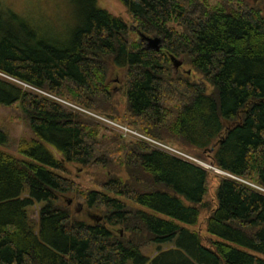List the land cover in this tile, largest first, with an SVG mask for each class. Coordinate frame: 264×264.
I'll use <instances>...</instances> for the list:
<instances>
[{"label":"trees","instance_id":"obj_1","mask_svg":"<svg viewBox=\"0 0 264 264\" xmlns=\"http://www.w3.org/2000/svg\"><path fill=\"white\" fill-rule=\"evenodd\" d=\"M119 2L136 35L98 0L64 33L0 1V108L33 135L0 126V264H264V0Z\"/></svg>","mask_w":264,"mask_h":264},{"label":"rangeland","instance_id":"obj_2","mask_svg":"<svg viewBox=\"0 0 264 264\" xmlns=\"http://www.w3.org/2000/svg\"><path fill=\"white\" fill-rule=\"evenodd\" d=\"M1 3L5 6H9L14 11L28 16V18L34 23L38 24L42 28L50 29L52 32L64 33L67 32L68 26L74 27L77 23L76 10L73 0H0ZM99 5L107 9L109 12L114 15L121 16L132 29V35H136V32L131 22V19L126 12V8L119 2V0H98ZM134 37V36H133ZM179 60V58H178ZM188 66L182 64L174 70L177 73L178 70L187 71ZM124 76V70L116 68L113 66L109 67L108 79L111 81V86L116 93V100L118 101L119 106L123 107L124 99L122 95L119 94V85L121 84ZM194 80L199 82L201 77L199 74L194 75ZM120 107V110L122 108ZM13 111L6 108H0V126L4 131L8 133V136L11 135V138L17 140L21 136H30L33 137L32 133L22 122H13L11 115ZM10 137V136H9ZM183 150V149H181ZM185 151V150H183ZM186 152V151H185ZM193 155V153H190ZM189 158V157H187ZM196 162H200L203 166L209 169L210 172L223 174L222 171L215 170L216 168H211L207 164L201 163V161L196 159ZM70 170V177L73 179L89 186L91 179L93 178V173L96 172L95 169L84 168L77 164H68ZM98 177L103 178V174L99 173ZM213 186L214 183H211ZM216 188V186H215ZM210 197V196H209ZM70 200V205L75 211H79L77 214H80L81 217H87L88 215H96L92 211L83 208L81 201L73 200L71 196L67 197ZM36 209H31V215L33 219L36 218ZM30 213V211H29ZM192 230H197L204 239L212 237L206 232V227L203 222V216L201 215L199 223L196 226H189ZM214 238V237H212ZM151 246V247H150ZM160 246H163L160 245ZM159 247L156 244L149 245L146 249L145 254L151 256L155 253V249Z\"/></svg>","mask_w":264,"mask_h":264},{"label":"water","instance_id":"obj_3","mask_svg":"<svg viewBox=\"0 0 264 264\" xmlns=\"http://www.w3.org/2000/svg\"><path fill=\"white\" fill-rule=\"evenodd\" d=\"M139 36L141 38V40L145 41V45L146 48L148 49H153L158 51L160 49V45H161V38L158 36H154V37H150V36H146L144 34L139 33ZM171 61L173 64V67L175 70H177V68L182 64L181 60L176 59L175 57L171 56ZM223 174H226L224 172H221ZM228 175V174H226ZM96 215H91L92 218H94ZM101 216H98L97 220H100Z\"/></svg>","mask_w":264,"mask_h":264},{"label":"built area","instance_id":"obj_4","mask_svg":"<svg viewBox=\"0 0 264 264\" xmlns=\"http://www.w3.org/2000/svg\"><path fill=\"white\" fill-rule=\"evenodd\" d=\"M122 129H123V131L125 132V133H130V134H134V135H139L138 133H136L135 131H132V130H130V129H127L126 127H121ZM170 150H172L173 152H175V153H178V154H181V155H183V156H186V155H184V154H182V153H180V152H178V151H176V150H173V149H170Z\"/></svg>","mask_w":264,"mask_h":264},{"label":"bare ground","instance_id":"obj_5","mask_svg":"<svg viewBox=\"0 0 264 264\" xmlns=\"http://www.w3.org/2000/svg\"><path fill=\"white\" fill-rule=\"evenodd\" d=\"M208 165V164H207ZM208 166H210V165H208ZM212 168V167H211ZM215 170H217L218 171V169H215Z\"/></svg>","mask_w":264,"mask_h":264}]
</instances>
